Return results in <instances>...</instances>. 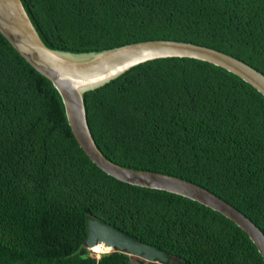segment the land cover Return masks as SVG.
<instances>
[{"label":"trees","instance_id":"obj_1","mask_svg":"<svg viewBox=\"0 0 264 264\" xmlns=\"http://www.w3.org/2000/svg\"><path fill=\"white\" fill-rule=\"evenodd\" d=\"M71 53L147 40L214 48L264 75V0H21ZM91 136L122 167L199 185L264 234V96L206 61L135 65L83 95ZM91 216L185 264H264L248 235L187 197L119 181L82 151L49 79L0 33V264H158L86 247Z\"/></svg>","mask_w":264,"mask_h":264},{"label":"water","instance_id":"obj_2","mask_svg":"<svg viewBox=\"0 0 264 264\" xmlns=\"http://www.w3.org/2000/svg\"><path fill=\"white\" fill-rule=\"evenodd\" d=\"M0 33L59 94L68 125L86 156L113 178L136 186L159 189L205 205L240 227L264 260L263 232L239 210L209 190L167 174L122 167L97 148L86 119L83 95L115 79L140 63L166 57H187L209 62L235 74L264 96V75L245 62L214 48L176 40H147L107 50L71 53L47 47L30 21L21 0H0ZM85 245L104 244L114 251L158 264H185L165 251L119 229L86 217Z\"/></svg>","mask_w":264,"mask_h":264},{"label":"bare ground","instance_id":"obj_3","mask_svg":"<svg viewBox=\"0 0 264 264\" xmlns=\"http://www.w3.org/2000/svg\"><path fill=\"white\" fill-rule=\"evenodd\" d=\"M92 248L95 250V251H94V250L92 249V251H93L94 253H95L96 251H100V250H102L103 248H104V249H107V250H110V251L113 250L111 247H107V246H105L104 244H97V245L93 246ZM105 252H107V251H103V250H102V253H105ZM108 252H109V251H108ZM102 253H99V254H97V255H100V254H102Z\"/></svg>","mask_w":264,"mask_h":264},{"label":"rangeland","instance_id":"obj_4","mask_svg":"<svg viewBox=\"0 0 264 264\" xmlns=\"http://www.w3.org/2000/svg\"><path fill=\"white\" fill-rule=\"evenodd\" d=\"M88 249H89V250L92 252V254L95 255L96 257H99V256L101 255V254H100V255H97V254L102 253V250H103V251H107V252L110 251V250H107V249H104V248H103L102 250H100V251H96V252L94 253V252L92 251L93 248H92V249L88 248ZM93 250H94V249H93ZM94 251H95V250H94ZM130 257L133 258L134 260H138V259H140V258L135 257V256H130Z\"/></svg>","mask_w":264,"mask_h":264},{"label":"flooded vegetation","instance_id":"obj_5","mask_svg":"<svg viewBox=\"0 0 264 264\" xmlns=\"http://www.w3.org/2000/svg\"><path fill=\"white\" fill-rule=\"evenodd\" d=\"M147 262V261H146Z\"/></svg>","mask_w":264,"mask_h":264}]
</instances>
